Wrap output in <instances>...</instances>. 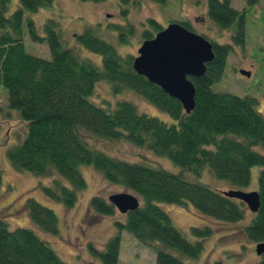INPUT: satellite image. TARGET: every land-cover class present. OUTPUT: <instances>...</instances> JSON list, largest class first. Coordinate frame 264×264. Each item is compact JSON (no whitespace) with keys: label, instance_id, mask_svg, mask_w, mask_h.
I'll return each mask as SVG.
<instances>
[{"label":"trees","instance_id":"trees-1","mask_svg":"<svg viewBox=\"0 0 264 264\" xmlns=\"http://www.w3.org/2000/svg\"><path fill=\"white\" fill-rule=\"evenodd\" d=\"M214 1L207 4L209 19L219 29L232 30L231 42L241 46L244 12H238L229 2ZM8 3L9 0H0V83L6 89L7 108L5 111L0 106V113L3 111L7 118L10 111H15L20 120L26 121L22 138L5 151L10 164L37 176H50L48 184L40 185L41 191L65 206H71L77 192L86 185L80 170L85 164L140 199L139 205L121 220H113L115 232L102 248L87 243L89 253L99 264L117 263L122 230L153 249L154 264H187L185 258L200 254L201 239L211 233V224L239 220L246 209L240 199L191 176H198L204 167L231 188L242 189L249 182L250 167L258 166L255 190L259 204L241 232L255 243L264 241V116L257 110L254 96L211 89L223 72L232 44L211 40L213 56L205 62L201 75L190 77L194 106L185 112L176 98L132 68L133 55L118 53L112 43L89 26L75 34V40L98 54V63L80 55L62 39L53 17L44 20L42 34L37 32L32 18L26 17L30 40L45 42L49 57L27 52L22 42L23 14L50 7L53 0H19L5 14ZM180 22L186 25V21ZM146 24L141 31L142 40L161 29L153 18H148ZM115 28L118 41L124 42V30L130 33L131 27ZM99 80L106 82L114 94L123 89L133 91L169 119L139 111L128 99L93 102L91 94ZM86 134L126 140L166 156L180 169L169 171L144 157L129 160L110 155L94 147ZM257 145L263 150L257 151ZM159 201L189 203L209 218V223L190 225V233L197 238L190 240L172 224ZM24 205L36 228L45 233L57 232V216L50 207L33 197H26ZM88 206L95 213L107 215L115 209L100 194L91 195ZM5 220L0 217V264H65L32 228H9ZM253 264H264V249Z\"/></svg>","mask_w":264,"mask_h":264},{"label":"rangeland","instance_id":"rangeland-1","mask_svg":"<svg viewBox=\"0 0 264 264\" xmlns=\"http://www.w3.org/2000/svg\"><path fill=\"white\" fill-rule=\"evenodd\" d=\"M19 0H9L5 14L10 13ZM246 0H232L230 5L240 8ZM196 0H167L163 3L151 0H102L98 2L83 0H53L50 7H39L35 11H25L22 17V42L27 52L49 57L45 42L32 41L27 33L26 17L32 18L37 32H43L42 24L47 17L58 22L60 35L64 41L74 46L82 56H87L95 63L99 62L96 53L88 51L76 40L75 34L86 26L91 27L99 37L109 41L120 54L136 55V49L142 41L141 31L146 27L148 18L155 19L160 25L170 20L187 18L198 25L197 21L203 12ZM196 5V6H194ZM245 24L243 44H230L223 72L211 89L228 91L238 95H250L256 99V108L264 116V0L244 5ZM207 28L206 36L219 43L232 40L230 29ZM116 25L124 29L130 26V33L125 30L124 42L118 40ZM101 35V36H100ZM219 38V39H218ZM222 39V40H220ZM78 53V54H79ZM248 70L249 75L239 72ZM91 99L95 103L113 102L116 99L132 101L139 111L169 119L167 114L152 103L146 101L131 90L123 89L111 93L106 82L95 83ZM0 106L6 108V89L0 83ZM26 121L20 120L15 111H10L7 118L0 113V217L5 218L8 227L26 226L32 228L58 254L65 264H99V260L89 253L87 243L100 249L107 238L115 232L114 219H122L124 214L114 209L111 215L95 213L89 209L91 195L100 194L106 198L111 192L127 191L120 184L107 181L92 165H81L80 170L86 185L77 192L75 202L65 206L43 194L40 185L48 184L50 176H37L27 170L16 169L8 161L6 149L24 135ZM87 140L94 146L103 149L110 155L133 160L144 157L169 171L180 168L166 156L156 155L151 150L133 145L123 139H106L86 134ZM257 151L263 150L257 145ZM258 166L250 167V179L244 190L256 188ZM191 176L216 189H228L231 185L213 176L207 168H202L198 176ZM26 197H33L41 204L50 207L57 216L56 233L40 231L29 220L26 208ZM107 200V199H106ZM140 200V199H139ZM140 202V201H139ZM158 205L168 214L171 222L190 240L197 238L190 233V225L200 226L209 223V218L199 214L189 203L159 201ZM251 211L246 207L243 216L237 221L217 222L211 224L212 231L201 239L200 254L196 258L184 261L187 264H253L258 255L255 253V242L242 234L249 221ZM155 254L150 246L143 245L129 232H120V249L116 264H154Z\"/></svg>","mask_w":264,"mask_h":264},{"label":"water","instance_id":"water-1","mask_svg":"<svg viewBox=\"0 0 264 264\" xmlns=\"http://www.w3.org/2000/svg\"><path fill=\"white\" fill-rule=\"evenodd\" d=\"M211 46L209 39L180 22H168L151 38L141 41L137 54L132 58V67L169 96L175 97L188 112L194 106V87L190 77L203 73L205 62L213 56ZM240 73L249 75V71L244 69H240ZM222 193L240 199L251 212L258 207L255 189L228 188ZM106 199L122 213L138 206V197L127 191L111 192ZM263 249L264 241L255 243L257 255Z\"/></svg>","mask_w":264,"mask_h":264},{"label":"flooded vegetation","instance_id":"flooded-vegetation-1","mask_svg":"<svg viewBox=\"0 0 264 264\" xmlns=\"http://www.w3.org/2000/svg\"><path fill=\"white\" fill-rule=\"evenodd\" d=\"M211 1H214V0H196V5H198V6H201L202 8H203V12H202V14H201V16H200V20L199 21H197V23H198V25H196V24H194V22H192V20H190V19H187L186 17L185 18H182L181 20H183V22L184 21H186V25H185V27H187L188 29H190V30H192V31H194V32H197V33H199V34H201V35H204V36H210V34H207V28H210V27H213V25H211V23H209L208 22V20L207 19H209V17H208V12H207V4H211L212 2ZM224 1H226V2H232V0H216V1H214V2H224ZM247 0L244 2V5L245 4H247ZM196 5H194V6H196ZM244 5L242 6V7H240V8H235V9H237V11L238 12H244ZM173 20H175V19H173ZM216 27H217V25L211 20V19H209ZM170 21H172V20H170ZM175 21H179V20H175ZM169 22V21H168ZM167 22V23H168ZM166 23V24H167ZM183 24V23H182ZM165 25V24H164ZM163 25V26H164ZM184 25V24H183ZM218 28V27H217ZM231 36L233 35V33L232 32H230L229 33ZM219 39V38H218ZM220 40H222V39H220ZM232 40H230V42H227V43H229V44H233L232 42H231Z\"/></svg>","mask_w":264,"mask_h":264},{"label":"bare ground","instance_id":"bare-ground-1","mask_svg":"<svg viewBox=\"0 0 264 264\" xmlns=\"http://www.w3.org/2000/svg\"><path fill=\"white\" fill-rule=\"evenodd\" d=\"M133 68V67H132ZM175 98V97H174ZM184 109V108H183ZM243 202V201H242ZM110 203V202H109ZM244 203V202H243ZM111 204V203H110ZM245 204V203H244ZM138 205H139V197H138ZM114 207V206H113ZM115 208V207H114ZM116 209V208H115ZM129 211V210H128ZM122 213V212H120ZM126 212H124L123 214H125Z\"/></svg>","mask_w":264,"mask_h":264},{"label":"crops","instance_id":"crops-1","mask_svg":"<svg viewBox=\"0 0 264 264\" xmlns=\"http://www.w3.org/2000/svg\"><path fill=\"white\" fill-rule=\"evenodd\" d=\"M119 249H120V247H119Z\"/></svg>","mask_w":264,"mask_h":264}]
</instances>
